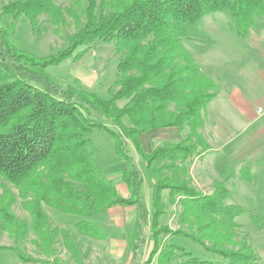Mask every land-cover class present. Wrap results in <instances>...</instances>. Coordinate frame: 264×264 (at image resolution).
Instances as JSON below:
<instances>
[{"label": "trees", "instance_id": "trees-1", "mask_svg": "<svg viewBox=\"0 0 264 264\" xmlns=\"http://www.w3.org/2000/svg\"><path fill=\"white\" fill-rule=\"evenodd\" d=\"M56 2L1 0V16H11L14 22L23 18L33 31L44 16L57 28L69 19L77 32L69 38L67 50L43 61L15 49L0 28V180L4 182L0 233L12 241L0 251L15 253L23 263L40 262L25 253L28 242L48 262L56 261L59 249L76 258L80 244L51 224L46 208L72 217L75 222L66 225L90 238H104L90 220L117 205L136 206L138 220L145 225L143 179L127 151L130 142L148 168L152 166L155 206L159 207L161 190L169 191L171 204L179 198L182 210L176 234L200 249L193 254L169 243L159 254V264H172L181 257L179 264H259L256 249L236 221L247 211L226 203L230 191L214 184L211 194L202 195L187 181L186 163L196 149L192 139L201 143L202 113L218 90L195 65L185 42L212 44L199 23L226 11L232 31L247 38L257 21L264 19V0H86V8L77 0L66 9ZM98 43L113 45L119 57L114 89L106 98L81 88L63 90L51 81L48 67L70 58L80 47ZM124 118L130 127L124 125ZM165 128H187L189 135L176 146L144 155L138 137ZM94 130L111 135L115 153L125 163L122 179L128 200L118 198L113 181L104 179L92 161L89 135ZM163 171L169 176L162 178ZM245 172L242 179L249 182ZM17 200L30 218L29 225L12 211ZM160 213L152 218L153 228Z\"/></svg>", "mask_w": 264, "mask_h": 264}, {"label": "crops", "instance_id": "crops-1", "mask_svg": "<svg viewBox=\"0 0 264 264\" xmlns=\"http://www.w3.org/2000/svg\"><path fill=\"white\" fill-rule=\"evenodd\" d=\"M206 28L213 43H193L190 44L192 49H186L200 72L217 86L218 92L202 113L204 124L198 131L201 143L192 139L191 143L196 145V149L186 163L187 180L202 195L211 194V186L217 183L231 186L233 190L230 189L231 195L227 200L229 204L239 186H250L253 194L259 188V178L264 177V113L256 112L258 108L264 111V19L257 21L245 39L238 37L231 27L219 29L211 22ZM123 122L126 127H130L127 118ZM188 135L187 128H165L143 133L138 141L143 154L150 155L156 149L180 144ZM127 148L132 149L141 159V163L134 164L143 176L141 195L148 213L146 224H151L156 211L161 212L159 223L166 216L167 203H170L169 191H160V208L155 206L156 178L150 173L152 166L148 168L146 161L130 142H127ZM120 166V171L115 174L107 172L105 177L115 184L118 198L128 200L130 193L122 179L126 166L124 162ZM243 170L246 176L248 172L249 182L242 179ZM90 222L104 238L80 235L69 225V233L80 244V251L76 258L64 251L68 263L131 264L133 243L142 229L137 207L117 205ZM151 239L150 244L154 241V238ZM17 264L29 263L18 259Z\"/></svg>", "mask_w": 264, "mask_h": 264}, {"label": "rangeland", "instance_id": "rangeland-1", "mask_svg": "<svg viewBox=\"0 0 264 264\" xmlns=\"http://www.w3.org/2000/svg\"><path fill=\"white\" fill-rule=\"evenodd\" d=\"M75 1L77 0H57L56 4L60 8L66 9ZM80 1L83 7L86 8V0ZM1 6L0 0V9ZM211 22L215 23L219 29L232 27V18L227 11L210 15L199 23L200 28L207 35L209 34L206 32L208 31L206 27ZM38 23V27L33 31L25 19L21 18L14 22L11 16H1L0 11V28L8 33L10 44L18 51L39 60H50L59 53L67 50L69 47V38L77 32L73 22L69 19L67 20L66 26L58 28L51 25L44 16L39 17ZM190 44L193 43L185 42V47L192 49V45ZM118 59L119 57L113 45L98 43L88 48L80 47L76 49L70 58L48 67L46 71L51 81L63 90L68 88H81L89 93L98 94L106 98L108 91L114 89ZM122 105L123 103H119V106ZM105 126L108 130L116 132V129L109 123H105ZM89 139L93 145V149H90L93 163L99 168L104 179L111 180L105 177L107 172L117 173L121 170V168L119 169L121 167L120 164L123 163H121L122 159L120 160L115 153L111 135L104 130H94L89 135ZM127 151L133 163H141V159L132 149L127 148ZM161 176L162 178L169 176V173L163 171ZM0 184L4 185V182L0 180ZM221 185L229 191L230 189L233 190L229 185ZM213 186L211 187L213 188ZM258 187V190L251 194L250 186H239L236 194H233L235 197L230 199L229 204L241 206L247 211L245 214L239 216L236 221L243 226L244 237L256 249L259 264H264V177L259 178ZM12 192L15 195L17 194V191L14 189H12ZM179 200L177 198L174 199L172 203L176 205L173 206L171 203H167L166 216L160 219L156 228H153L151 224H148L149 228L147 224L145 225L146 228L145 226H141L142 229L139 230L137 239L133 243L131 264H159V254L169 243L176 244L193 254L200 252L198 246L192 245L188 240L176 234L180 228L178 217L182 210ZM45 210L53 226L59 227L66 232L71 230L69 229L70 226L66 224L75 222L72 217L62 215L49 208ZM12 211L20 220L25 221L28 225L30 224V218L23 210L20 200H17L14 204ZM150 236L154 238L151 244L150 242L153 239ZM11 245L12 241L8 235L0 233V246L8 247ZM24 251L32 258H39L42 263H50V261H46L40 254L38 256L37 250L28 242L26 243ZM57 255L56 261L51 264H69L64 250L59 249ZM181 259L172 264H179ZM17 260L18 257L15 253L0 251V264H17ZM124 261H126V258Z\"/></svg>", "mask_w": 264, "mask_h": 264}, {"label": "built area", "instance_id": "built-area-1", "mask_svg": "<svg viewBox=\"0 0 264 264\" xmlns=\"http://www.w3.org/2000/svg\"><path fill=\"white\" fill-rule=\"evenodd\" d=\"M256 112L259 113V114L264 113L263 109H261V108H258Z\"/></svg>", "mask_w": 264, "mask_h": 264}]
</instances>
